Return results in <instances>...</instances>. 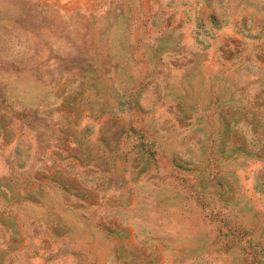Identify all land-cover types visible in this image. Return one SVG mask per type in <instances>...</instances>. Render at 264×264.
I'll return each instance as SVG.
<instances>
[{"label": "rangeland", "instance_id": "1", "mask_svg": "<svg viewBox=\"0 0 264 264\" xmlns=\"http://www.w3.org/2000/svg\"><path fill=\"white\" fill-rule=\"evenodd\" d=\"M0 264H264V0H0Z\"/></svg>", "mask_w": 264, "mask_h": 264}]
</instances>
